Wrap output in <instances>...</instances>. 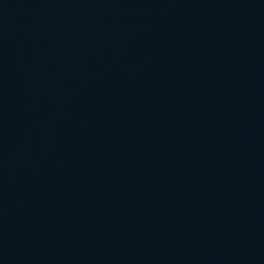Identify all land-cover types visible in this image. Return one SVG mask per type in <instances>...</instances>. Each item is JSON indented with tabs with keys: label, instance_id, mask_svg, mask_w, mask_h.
Returning <instances> with one entry per match:
<instances>
[{
	"label": "water",
	"instance_id": "obj_1",
	"mask_svg": "<svg viewBox=\"0 0 264 264\" xmlns=\"http://www.w3.org/2000/svg\"><path fill=\"white\" fill-rule=\"evenodd\" d=\"M0 264H264V0H0Z\"/></svg>",
	"mask_w": 264,
	"mask_h": 264
}]
</instances>
